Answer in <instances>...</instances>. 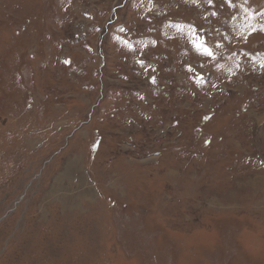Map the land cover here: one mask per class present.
Returning <instances> with one entry per match:
<instances>
[{
	"label": "rangeland",
	"instance_id": "1",
	"mask_svg": "<svg viewBox=\"0 0 264 264\" xmlns=\"http://www.w3.org/2000/svg\"><path fill=\"white\" fill-rule=\"evenodd\" d=\"M0 264H264V0H0Z\"/></svg>",
	"mask_w": 264,
	"mask_h": 264
},
{
	"label": "snow or ice",
	"instance_id": "2",
	"mask_svg": "<svg viewBox=\"0 0 264 264\" xmlns=\"http://www.w3.org/2000/svg\"><path fill=\"white\" fill-rule=\"evenodd\" d=\"M211 2V0H209ZM229 4H231V0H227ZM195 47H197L198 50L202 49L204 54L211 55V52L201 44H195Z\"/></svg>",
	"mask_w": 264,
	"mask_h": 264
}]
</instances>
